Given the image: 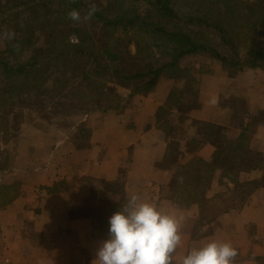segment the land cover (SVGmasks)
Segmentation results:
<instances>
[{
    "label": "crops",
    "instance_id": "0c3cea01",
    "mask_svg": "<svg viewBox=\"0 0 264 264\" xmlns=\"http://www.w3.org/2000/svg\"><path fill=\"white\" fill-rule=\"evenodd\" d=\"M211 62L209 71L193 75L197 94L179 103L172 94L186 91L183 79H164L151 95L135 96L119 110L82 115L73 127L53 106L25 105L39 118H12L2 144L14 155L10 171L0 172V264H92L108 238L102 234L107 209L86 185L103 182L123 185L115 204L138 195L184 217L175 264L213 240L237 249L235 264H264V70L231 74ZM244 133L251 136L248 163L262 166L240 175L242 183L262 185L250 198L231 199L234 186L217 171L208 197L224 202L186 208L171 199L178 158L215 167L216 153ZM195 141L200 147L189 148Z\"/></svg>",
    "mask_w": 264,
    "mask_h": 264
},
{
    "label": "trees",
    "instance_id": "16d2710c",
    "mask_svg": "<svg viewBox=\"0 0 264 264\" xmlns=\"http://www.w3.org/2000/svg\"><path fill=\"white\" fill-rule=\"evenodd\" d=\"M179 2L191 3L195 12H184ZM99 3V11L91 19L101 25L99 31H89L82 25L70 26L73 21L67 18V13L76 9L84 15L89 6L85 0L69 2L56 16L53 12L48 15L47 2H32V7L24 10L32 9L31 15L22 19L20 13L17 14L14 26L6 25V19L0 20V40L4 45L2 50L0 44V126L4 144L9 137L8 112L12 100L31 101L32 92L42 98L50 97V101L42 105L44 110L57 102L64 116L70 119L78 113L119 110L135 96L151 95L164 79H183L192 85L195 80L186 77L185 69L180 66L188 57L204 55L231 74L246 69L264 70V0L253 3L245 0H108L106 9ZM140 3L151 8L149 16L144 17L139 12L130 16L134 6ZM1 7L4 3L0 0ZM5 31H14L15 39L4 40ZM120 31L129 33L128 41L123 42L128 48L115 37ZM73 34L79 38L76 43L69 42ZM43 35L48 40L44 48L39 46ZM13 44L18 45V49H14ZM131 46L135 47V54L130 51ZM26 57L29 61L22 63ZM125 58L134 61L131 70L121 67ZM85 60L88 63L84 65ZM53 70L60 74L57 79L51 77ZM107 78L113 81L108 83ZM55 88L57 90L53 91ZM195 94V88L189 86L184 93L174 92L172 101L179 103ZM26 95L28 99L24 100ZM249 130L250 127L246 131ZM245 133L240 142L216 153L219 163L215 167L198 158L181 164L178 158L171 199L186 208L224 202L222 197H208L217 171H221L222 180L234 186L231 199L250 198L262 185L242 183L240 175L262 166L248 163L251 136ZM193 143L200 147L199 142ZM169 157L171 154L165 167L170 165ZM9 159L0 164V172L10 171ZM86 186L106 205L107 212L102 219V234H105L108 219L126 203L113 202L115 196L124 194V187L119 182Z\"/></svg>",
    "mask_w": 264,
    "mask_h": 264
},
{
    "label": "clouds",
    "instance_id": "9594fccd",
    "mask_svg": "<svg viewBox=\"0 0 264 264\" xmlns=\"http://www.w3.org/2000/svg\"><path fill=\"white\" fill-rule=\"evenodd\" d=\"M98 11L97 5L90 3L83 16L72 9L67 18L74 23H85ZM15 35L14 31H5L2 38L13 41ZM78 39L73 34L69 42H78ZM13 48L18 49V45L13 44ZM180 180L182 182V178ZM183 220L182 215L161 212L153 204L142 201L140 196L132 195L108 219V238L100 243L92 264H175L182 244ZM238 255L230 243L213 240L191 248L179 264H235ZM246 264H254V260Z\"/></svg>",
    "mask_w": 264,
    "mask_h": 264
},
{
    "label": "rangeland",
    "instance_id": "374dc122",
    "mask_svg": "<svg viewBox=\"0 0 264 264\" xmlns=\"http://www.w3.org/2000/svg\"><path fill=\"white\" fill-rule=\"evenodd\" d=\"M88 4L90 3H94L97 5V7L100 5L99 2L103 3L101 7L103 8H107L108 7V4H107V1L108 0H85ZM185 2H190V0H183ZM245 1H248L250 3H253L255 2V0H245ZM1 2L4 3V7L0 8V20L1 19H6V25H10V26H14L16 23V20H17V17L20 13V18H27L29 15H31L32 13V9H28V11H24L27 7L31 6L32 5V2H39V3H44V2H47L48 6H49V10H48V15H51V13L53 12L54 16H56V13L57 12H61V11H64V9L67 7V4L69 2H71V0H1ZM180 5H182V10L186 13H190V12H195L194 8H192V4L191 3H182V2H179ZM32 7V6H31ZM151 8L148 7L147 4L145 3H140V4H137L136 6H134V9L133 11H131V15L130 16H134L136 12H139L142 14V16L144 17H148L149 16V13L151 12ZM25 12V13H23ZM50 13V14H49ZM43 14V12H41V15ZM115 12L111 15H114ZM81 16H83V14L81 13ZM163 25L166 24V21H163L162 22ZM78 25H82L84 28H86L87 30L89 31H99L101 28V25H99L98 23H95L93 21H88V22H85V23H71L70 26H78ZM5 29V27H4ZM77 37V35H75ZM42 37V36H40ZM47 36L43 35L41 41H39V46L44 48L46 47V43H48V40L46 38ZM115 37L116 39L120 40L121 42V45L124 47V48H128L126 46L123 45V42H127L128 41V37L129 36V33L127 32H124V31H120L118 33L115 34ZM114 39H112V42H116V41H113ZM73 43H76V42H73ZM0 44H1V49L3 50L4 49V45H3V42H1L0 40ZM115 44V43H113ZM122 47V48H123ZM245 48V47H244ZM243 48V50H244ZM130 51H132L133 54H135V47L134 46H131V48H129ZM246 50V49H245ZM244 53V52H243ZM29 61L28 57L25 58V60H22L21 62L22 63H25ZM86 61L88 63V60H85L82 64H86ZM210 61H214L212 59H208L206 58L204 55H200V56H193V57H188L184 60L181 61V68L185 69L186 71V74L188 76L186 77H191L192 79L193 78V75L197 73L198 70H201L202 72L203 71H209L210 70V67H212V62H211V66H210ZM123 63V64H122ZM135 64L134 61H132V59L130 58H125L123 60V62H121V67L123 69H129L131 70L132 68V65ZM223 68V66H222ZM89 70H91V68H88ZM224 69V68H223ZM225 70V69H224ZM185 74V75H186ZM60 74L57 73L56 70H53L52 73H51V77H56L57 79V76H59ZM65 78V75L63 77V79ZM106 81H108V83H111L113 80H111V78H107ZM186 81V90L187 88L190 86L191 89L194 88V84L193 83L192 85L188 84L187 80ZM57 89L55 88V90L53 91H56ZM33 94L31 96H29L31 98V101H28V102H21L19 99H13L12 102H11V106H10V112H8V118H9V125H8V128H9V137H10V121L12 118L16 119V122L17 123H23V119H28V120H31L33 119V117H36L37 119L39 118L38 115H36L34 109H28L26 107H24L25 105H28V104H31V105H43L44 106V103L46 101H50V97L48 98H42L40 97V95L37 93V92H32ZM68 93V92H67ZM70 94V93H69ZM122 94L125 95L124 92H122ZM27 95L23 98L24 100H27L28 98H26ZM15 105V106H14ZM30 105V106H31ZM56 108L58 109L57 111H59V113L62 115V119L63 120H66V123H68V125L70 126H75L76 123L78 122L79 119L82 118V115L81 113H78V115L76 116H73L71 117L70 119L66 118L64 116V113L63 111H61V108L59 107L58 103L55 102L54 104L50 105L47 107L46 111H49L50 108ZM52 118L53 121H56L57 118H55V115L52 114L50 116ZM32 121V120H31ZM26 122V120H24V123ZM9 137H7L9 139ZM7 139V141H8ZM0 164H3L6 162V159L10 158L9 159V163L11 162V160L13 159V153H11L10 151H8L7 149L4 148V150H2L3 147H5L4 145H6L7 142H5V144L3 143V134L1 132V126H0ZM4 144V145H2ZM198 145L196 143H191L189 148L191 149H196ZM178 149L177 146L174 145L172 151H176ZM103 203V202H102ZM105 208H106V205L104 204ZM107 209V208H106Z\"/></svg>",
    "mask_w": 264,
    "mask_h": 264
}]
</instances>
